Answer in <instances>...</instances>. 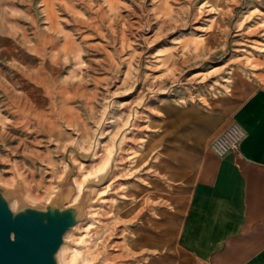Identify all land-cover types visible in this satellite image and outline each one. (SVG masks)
Segmentation results:
<instances>
[{"label": "rangeland", "instance_id": "1", "mask_svg": "<svg viewBox=\"0 0 264 264\" xmlns=\"http://www.w3.org/2000/svg\"><path fill=\"white\" fill-rule=\"evenodd\" d=\"M263 42L264 0H0V176L12 183L0 187L11 208L62 195L79 204L70 232L93 246L90 264H184L172 246L181 221L146 214L169 205L142 168L152 133L182 125L171 100L211 104L231 92L237 64L260 67Z\"/></svg>", "mask_w": 264, "mask_h": 264}, {"label": "crops", "instance_id": "2", "mask_svg": "<svg viewBox=\"0 0 264 264\" xmlns=\"http://www.w3.org/2000/svg\"><path fill=\"white\" fill-rule=\"evenodd\" d=\"M255 59L257 69L237 64L231 92L211 104L171 100L168 109L182 125L173 135L160 131L166 125L152 133L142 168L153 174L147 188L169 205L146 214L181 221L172 246L184 264H264V50ZM234 121L246 137L218 156L211 139Z\"/></svg>", "mask_w": 264, "mask_h": 264}, {"label": "water", "instance_id": "3", "mask_svg": "<svg viewBox=\"0 0 264 264\" xmlns=\"http://www.w3.org/2000/svg\"><path fill=\"white\" fill-rule=\"evenodd\" d=\"M9 194L0 187V264H59V250L84 208L76 203L65 206L62 195L52 202L56 205L16 212Z\"/></svg>", "mask_w": 264, "mask_h": 264}, {"label": "bare ground", "instance_id": "4", "mask_svg": "<svg viewBox=\"0 0 264 264\" xmlns=\"http://www.w3.org/2000/svg\"><path fill=\"white\" fill-rule=\"evenodd\" d=\"M111 146V145H110ZM63 148V147H62ZM109 148V147H108ZM125 159V158H124ZM78 162V161H77ZM81 164V163H80ZM82 167V165H81ZM85 168V167H84ZM58 170V169H57ZM97 173H101L102 171V167L98 166L96 168ZM123 171V170H122ZM59 174V173H58ZM60 175V174H59ZM88 176H92L91 170H88ZM0 182L5 184V185H12L11 181L9 179L5 180L0 176ZM75 184H76V188H77V194L75 196L78 197L84 189V182L80 177H77L75 179ZM104 189H97L96 190V195L98 194V196H101V193L103 192ZM120 190V189H119ZM34 194L37 195V193L33 192ZM30 195V198L36 199L37 196L34 194ZM10 198V197H9ZM11 200V198H10ZM26 200L19 198V197H15L14 198V204L18 205V206H23L26 204ZM93 207L90 212H89V216L90 218L85 220L84 222L79 224V228L84 229V230H88L90 225L92 224L91 221V216L95 213L96 208ZM103 209V208H102ZM101 213V212H100ZM93 227V226H92ZM95 227V226H94ZM94 230V229H93ZM94 233V232H93ZM84 234V233H83ZM82 237V234L79 233V231H71L67 236H66V240H72L73 244L69 245L67 243H64L62 245L61 250L63 251V259L65 264H74V258H79V261L75 264H90L91 263V256L94 251V248L92 245H83V246H79L77 245V243L80 241V238ZM91 240V239H90ZM100 241V240H99ZM95 247V246H94ZM100 251V250H99ZM96 255V254H95ZM109 257V255H108Z\"/></svg>", "mask_w": 264, "mask_h": 264}, {"label": "built area", "instance_id": "5", "mask_svg": "<svg viewBox=\"0 0 264 264\" xmlns=\"http://www.w3.org/2000/svg\"><path fill=\"white\" fill-rule=\"evenodd\" d=\"M245 137L246 130L241 124L234 121L213 138L211 149L218 156H224L238 150Z\"/></svg>", "mask_w": 264, "mask_h": 264}]
</instances>
